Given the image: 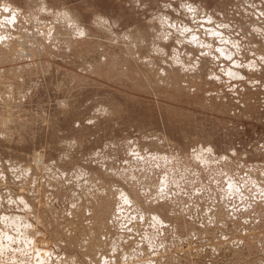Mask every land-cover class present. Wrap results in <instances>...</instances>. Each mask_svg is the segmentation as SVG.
<instances>
[{
    "label": "rangeland",
    "instance_id": "1",
    "mask_svg": "<svg viewBox=\"0 0 264 264\" xmlns=\"http://www.w3.org/2000/svg\"><path fill=\"white\" fill-rule=\"evenodd\" d=\"M0 264H264V0H0Z\"/></svg>",
    "mask_w": 264,
    "mask_h": 264
},
{
    "label": "bare ground",
    "instance_id": "2",
    "mask_svg": "<svg viewBox=\"0 0 264 264\" xmlns=\"http://www.w3.org/2000/svg\"><path fill=\"white\" fill-rule=\"evenodd\" d=\"M10 222L15 226L16 224H19V223H21L22 222V220L21 219H19L18 217H16V218H10ZM19 226V225H18ZM2 237V236H1ZM15 237V236H14ZM37 240V239H36ZM64 261V260H63ZM76 262V261H75Z\"/></svg>",
    "mask_w": 264,
    "mask_h": 264
}]
</instances>
